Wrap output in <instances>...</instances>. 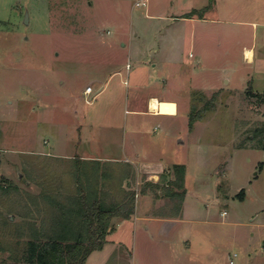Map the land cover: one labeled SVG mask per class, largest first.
I'll use <instances>...</instances> for the list:
<instances>
[{
    "label": "rangeland",
    "instance_id": "rangeland-1",
    "mask_svg": "<svg viewBox=\"0 0 264 264\" xmlns=\"http://www.w3.org/2000/svg\"><path fill=\"white\" fill-rule=\"evenodd\" d=\"M208 2L0 0V106L17 103L29 126L0 142V264L20 258L34 236L44 239L41 231L56 223L62 208L75 207L72 195L84 190L88 198L89 184L106 203L133 195L129 219L184 214L168 231L150 224L144 248L132 219L126 221L112 234L122 244L107 260L108 248L88 262L264 264V149L253 137L264 127V0H215L211 13L202 9ZM245 47L254 53L248 62ZM151 78H167L166 93L181 102V89L188 91L189 106L169 122L167 135L160 125L148 135L164 136L160 156L170 163L156 181L123 160L91 163L98 177L85 180L73 158L52 153H75L76 146L65 148L68 127L114 118L122 125L126 96ZM88 85L93 92L85 95ZM162 110L175 115V102L162 101ZM192 111L198 118L189 128ZM143 117L150 130L164 118ZM173 164L185 168L182 199L166 193L167 185L179 190L170 184ZM141 222L137 230L144 232ZM163 236H175L174 247Z\"/></svg>",
    "mask_w": 264,
    "mask_h": 264
},
{
    "label": "crops",
    "instance_id": "crops-1",
    "mask_svg": "<svg viewBox=\"0 0 264 264\" xmlns=\"http://www.w3.org/2000/svg\"><path fill=\"white\" fill-rule=\"evenodd\" d=\"M214 2L211 8L207 10L210 11V13L215 11L216 9V7L214 6ZM11 8L14 9V6H12ZM246 48H250L252 50L251 47H245L243 49L244 56H245ZM253 58H254V53H253ZM253 58L251 60H253ZM246 61L248 62L249 60L246 59ZM130 68L131 66L129 67V69ZM129 69L126 70L127 73ZM166 83H168L167 78L164 79L151 78L145 80L143 83H137L136 87H133L130 96L129 94L128 96H126V100H125L126 106L124 109V113H126L127 116L128 115L130 116L128 117L124 116L126 117L127 120L123 121L122 125H120V120L115 121V118L114 120H111V123H106V125H103V123H101L100 125L95 126L90 122H86L87 124H82V127L73 125V130L71 129V127L67 128L64 142L66 145L65 147L66 150L74 149L73 146H76L77 148L74 149L75 153H72L70 155L69 153L66 152L59 153L54 148H53L54 151H52V153L54 152L55 155H61L63 156V158L67 156V158L68 157L73 158V160H78V159L84 161L94 160V161H100V162L104 161L109 163L118 162L122 160L127 162H132L135 168L138 169V171H141V173H147L148 174L147 177H150L151 179H153V181H156L157 177L161 175L165 167L170 165V163L164 161L163 157L160 156L161 155L160 151L163 152V149L161 150L159 149L160 145H158V142L161 143L163 140L162 138L164 136L155 138L153 136H148V135L155 133L157 131V126L159 125L160 127H162V129L165 130V131L163 130L164 133L169 132L168 124L169 122L172 123L174 122L173 120H175V118L180 113V110H182L181 107L183 106L184 103L186 104L184 98L188 94V91L181 89L180 93H181V97H183L181 102L180 99H177L178 95H176L175 93L174 94L166 93L168 90V85ZM104 86H105L104 84L100 86L99 88L101 89L100 91L104 89ZM151 87H155L156 89H159V92L158 93L156 91L149 92L148 89ZM154 101L157 104V109L151 107V103ZM162 101L175 102L176 114L175 115L162 114L161 113L163 111ZM16 104L14 103V101L10 100L7 103V106H0L1 112L3 111L4 114H8L6 116L0 115V126L2 128V131H4L3 137L0 136V142H3L5 145L9 141V137H10L9 135H11L13 131L15 132L25 131L28 130L29 128V126L25 122V119L19 117V112L17 110ZM186 107L189 108L188 104H186ZM15 112H16V117L13 118V120L12 119L10 120L9 117L12 115V113ZM144 114H151V115L161 116L164 118L156 122L154 125H152L153 128L150 130L148 128L150 127L149 123L143 120ZM13 122L15 123L13 124ZM165 135H167V133ZM179 142L184 143V140L179 139ZM154 183L157 184V182ZM181 214L183 215L184 212H182ZM182 215H180L181 217H174V216L155 217L149 214L148 215L138 214L130 219L128 218V219L113 220L116 217L112 218L111 224L117 225L116 229L114 228L112 232L108 234L106 238V242L101 249L94 250L88 255L87 263L104 264V262H106L107 258H109L110 253L113 251L112 249H114L119 244V242H121V244L123 242L118 237L114 239L112 234L114 232L116 234L117 233L116 230H118L126 221H130L132 219L133 225L131 226H133V235L135 236V239L136 238L139 239L140 245L144 248V246L147 247V245L148 246L150 245V243H148V240H150L152 237L148 234L150 224L153 223L158 225V228L161 231H165L163 229H167L168 231L169 228L171 227L174 228L176 224L182 220L183 217ZM138 222H141V224L146 223L144 232H141V230H137ZM163 237H165V240L167 242L169 240L168 243L171 244V247H174L175 236H163ZM133 240L134 239H132L131 236L130 237L131 244L132 246L136 247L135 244L132 243ZM142 241H146L147 245L146 243H142ZM106 248H108V250H106V252L104 253L106 257L105 261L96 260L93 262H88L90 257L92 256V253L94 254L95 252H99V254H101Z\"/></svg>",
    "mask_w": 264,
    "mask_h": 264
},
{
    "label": "trees",
    "instance_id": "trees-1",
    "mask_svg": "<svg viewBox=\"0 0 264 264\" xmlns=\"http://www.w3.org/2000/svg\"><path fill=\"white\" fill-rule=\"evenodd\" d=\"M213 2L214 0H209L208 4L202 8L203 11L210 9ZM197 118L198 116L193 111L190 112L189 128L193 126ZM253 137H260L262 145L259 147L264 149V127L256 128ZM91 163L101 165L100 161L75 160L76 168L84 169L83 175H78L79 177L85 180L98 177V175H94L96 168H91ZM172 168L175 178L171 180L170 184L179 190L169 189V185H167L168 191L166 193L171 197L178 195L182 199L185 168L182 164H173ZM102 174L104 175V172ZM86 186L88 185L86 184ZM154 186L159 185L154 184ZM94 189L89 184L86 189L88 198L85 197L84 190H81V194L84 196L73 197L72 195V205L78 206L68 209V212L62 208L61 217L57 216L59 218L56 223H53L47 232L41 231L46 237L44 239H40L39 236L31 238L23 248L20 258L12 256L10 264H88L86 261L88 255L94 250L101 249L106 242L105 236L110 228H113L112 218L126 219L134 211L133 195H129L122 201L106 203L98 200ZM242 193L241 190L239 192L240 198ZM2 250L6 251L5 248ZM3 264L6 263L3 262Z\"/></svg>",
    "mask_w": 264,
    "mask_h": 264
},
{
    "label": "bare ground",
    "instance_id": "bare-ground-1",
    "mask_svg": "<svg viewBox=\"0 0 264 264\" xmlns=\"http://www.w3.org/2000/svg\"><path fill=\"white\" fill-rule=\"evenodd\" d=\"M245 58L247 60H251L253 58V51L250 48H246V50H245ZM151 107L157 109V104H156L155 101L151 103Z\"/></svg>",
    "mask_w": 264,
    "mask_h": 264
},
{
    "label": "built area",
    "instance_id": "built-area-1",
    "mask_svg": "<svg viewBox=\"0 0 264 264\" xmlns=\"http://www.w3.org/2000/svg\"><path fill=\"white\" fill-rule=\"evenodd\" d=\"M129 67H130V64L127 62V64L125 65V69L128 70ZM126 81H127V80H124V83H126ZM92 92H93L92 86L88 85V86H86V87L84 88V93H85L86 95H90V94H92ZM225 213H226L225 211L222 212L223 215H224Z\"/></svg>",
    "mask_w": 264,
    "mask_h": 264
},
{
    "label": "water",
    "instance_id": "water-1",
    "mask_svg": "<svg viewBox=\"0 0 264 264\" xmlns=\"http://www.w3.org/2000/svg\"><path fill=\"white\" fill-rule=\"evenodd\" d=\"M101 89H98L90 98H92L95 94H97Z\"/></svg>",
    "mask_w": 264,
    "mask_h": 264
}]
</instances>
